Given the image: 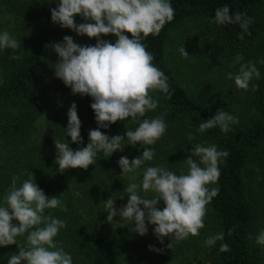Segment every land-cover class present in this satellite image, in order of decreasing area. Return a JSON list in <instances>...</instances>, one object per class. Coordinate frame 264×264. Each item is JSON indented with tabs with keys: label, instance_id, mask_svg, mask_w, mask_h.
<instances>
[{
	"label": "trees",
	"instance_id": "16d2710c",
	"mask_svg": "<svg viewBox=\"0 0 264 264\" xmlns=\"http://www.w3.org/2000/svg\"><path fill=\"white\" fill-rule=\"evenodd\" d=\"M58 2L5 0L3 3L15 16V39L21 43L16 50L4 49L0 56V205L12 177L19 178V187L32 173L44 194L56 196L66 208V211L57 207L44 212L67 225L54 238L57 248L71 256L72 264H113L117 240L134 244L130 236H123L129 229L119 226L114 229L112 222H107L105 201L111 199L119 210L129 196L126 189L130 182L121 174L118 160L124 152L135 158L150 148L153 159L145 161L140 168L163 166L177 175L187 174L184 159L185 155L189 156L186 149L190 145L183 144L192 137L194 144L216 145L218 151L229 153L219 161L218 181L208 185L210 189H219L207 205V211L216 223V234H224L223 240L211 247L197 248L193 253L202 254L214 264H264V249L256 242L264 225V0H169L175 13L173 20L158 35H149L141 41L152 54V63L167 77L168 93L153 91L151 96L158 101L157 108L136 121L128 118L107 129H99L109 137L122 135L126 130H135L143 119L163 114L167 125L165 134L154 145H129L125 137L123 151L113 152L108 158L99 152L97 162L87 170L69 168L63 172L56 163L59 152L54 142H68L73 150L85 147L89 131L96 129L97 124L90 107L92 99L77 94L74 96L81 121L80 144L71 142L65 135L68 118L50 120L47 133L34 136V125L44 111L48 90L55 88L72 94L54 75L58 56L53 44L62 42L64 36H71L81 46H94L96 39L54 24L50 10ZM225 5L230 14L239 11L252 17L247 33L239 24L214 22L216 9ZM85 22L80 16L75 17L77 25ZM187 24L195 28L199 41L195 65L199 82L192 90L177 79L167 59L171 32ZM125 34L131 39L130 34ZM101 39L115 43L117 38L109 34ZM237 54L243 57L239 63L235 62ZM13 55L21 59H12ZM247 62L255 64L260 77H253L248 89L243 90L235 85L234 76L240 63ZM229 73L233 79L228 78ZM217 110L235 116L238 123L230 124L228 132H222L219 126L199 132V125L211 119ZM194 159L198 162V158ZM157 207L162 210L163 202ZM152 243L156 247L155 240ZM221 244H227L229 250L221 252ZM17 251L16 245L0 246V264H7ZM175 254L171 248L156 252L155 256L158 261H169Z\"/></svg>",
	"mask_w": 264,
	"mask_h": 264
},
{
	"label": "clouds",
	"instance_id": "9594fccd",
	"mask_svg": "<svg viewBox=\"0 0 264 264\" xmlns=\"http://www.w3.org/2000/svg\"><path fill=\"white\" fill-rule=\"evenodd\" d=\"M50 11L54 24L71 29L77 35L96 39L94 46H81L71 36H64L62 42L53 44L58 56L55 77L69 87L73 95L92 99L90 107L97 124L96 129L89 131V142L85 147L73 150L68 142H54L59 152L56 156L59 170H87L97 162V153L102 152L108 158L113 152L123 151L125 137L129 145H154L167 129L163 114L143 119L135 130H126L122 135L109 137L99 129H107L111 124L128 118L136 121L157 108L158 101L150 93L157 90L168 93L167 77L152 63L153 56L141 41L149 35H158L164 25L173 20L175 13L169 0H59L58 6ZM76 16L87 22L77 25ZM214 22L217 25L239 24L247 33L252 17L239 11L230 14L229 7L225 5L216 9ZM125 33L130 34L131 39ZM109 34L117 38L115 43L101 39V36ZM240 39H243V34ZM20 43L9 32L0 33V49L16 50ZM179 51L185 58L189 57L184 47ZM12 59L19 60L21 57L13 55ZM242 60L243 57L237 54L235 62ZM253 77H260L255 64L240 63L234 83L239 89L247 90ZM228 78L233 79L231 73ZM67 117L65 135L71 138V142L80 144L81 121L75 102L70 105ZM235 123H238L235 116L217 110L211 119L199 125L198 131L203 133L219 126L222 132H228L229 125ZM228 155L227 151H218L216 145L197 144L184 159L187 174L177 175L163 166L148 167L141 184L131 183L127 187L128 201L121 209H115L111 199L105 201L107 222L111 223L118 215L131 224L134 222L132 231L143 236L148 231L147 221V224L154 225L153 234L161 243L165 237L180 242L189 236H198L204 227L207 205L219 191L214 187L210 189L208 185L218 181L219 161ZM153 156L150 148H145L131 161L121 156L118 160L121 174L134 173ZM194 158H198V162ZM18 179L12 177V184L0 205V246L16 245L18 248L7 264H72L71 256L58 249L54 242L59 230L67 227L66 223L44 215L46 209L57 207L66 211L62 201L56 196H46L34 182L32 173L19 187ZM138 189L155 195L142 198L137 194ZM161 201L164 205L162 210L157 207ZM25 234L26 243L18 245L16 238ZM223 235L221 232L209 236L204 243L211 247L223 240ZM256 242L264 245V232L256 237ZM172 246L170 240L166 247L170 249ZM149 250L163 252V249L152 245H149ZM228 250L227 244H221V252Z\"/></svg>",
	"mask_w": 264,
	"mask_h": 264
},
{
	"label": "rangeland",
	"instance_id": "374dc122",
	"mask_svg": "<svg viewBox=\"0 0 264 264\" xmlns=\"http://www.w3.org/2000/svg\"><path fill=\"white\" fill-rule=\"evenodd\" d=\"M19 1L26 2L28 0ZM4 2L5 0L3 3ZM3 3L2 0H0V33L7 31L13 38H15V28L17 24L14 18L15 16L5 9ZM181 47H184L185 51L189 54V57L185 58L182 56L181 52L179 51ZM198 47V36L196 35L195 28L190 24L174 29L171 32L167 42L168 63L174 69L177 79L182 84L186 85L190 90H192L193 86L199 82V77L196 75L197 68L195 66L198 63L196 56L198 55ZM3 51L4 49H0V56ZM73 102L76 104V98L73 94L64 93L56 90L55 88H50L46 95L44 111L40 119L34 125V136L39 137L43 134H46L50 120L54 118H60L63 120L68 118L67 112ZM193 142H195L194 138L189 137L188 140L184 141L183 144V146L190 145L186 149L189 155L192 151V148L197 145ZM123 156H126L129 161L133 159L131 155L127 154V152H124ZM185 157L188 158V155H185ZM144 172V169L138 168L134 173H128L127 175L123 176L129 180L130 184H141ZM137 194L142 196H150L151 198L155 195L151 191L144 192L142 189H138ZM117 206L118 205H115L114 207L117 208ZM112 226L114 229H116L117 226L126 228V230L129 229L130 231L125 232L123 236H130L129 240L131 242L134 241V244L132 245H129L128 242L124 243V241L121 239L116 241V254L113 264H214L211 259L203 256L202 254L193 253L197 248H202L205 245L204 241L209 236L215 235L217 232L216 223L208 211L204 218V227L200 230V234L198 236H189L187 239L180 242H175L171 237H165L163 243H161L153 234L154 225H147V233L143 236H140L136 232L132 231V229L135 227L134 222L131 224L126 219L121 217H113ZM261 232H264V225L262 226L260 233ZM16 239L17 244L23 246L26 243V234L24 236H18ZM153 240L156 242L155 248L163 249V251L169 249L166 246L171 240L173 244L171 248L176 251V254L169 261H158L155 256L156 251L149 250V245L154 246L152 243ZM262 248L264 249V245H262Z\"/></svg>",
	"mask_w": 264,
	"mask_h": 264
}]
</instances>
